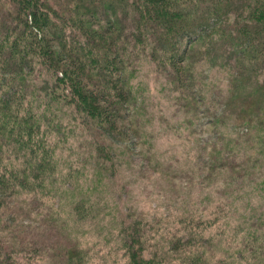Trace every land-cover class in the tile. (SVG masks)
<instances>
[{
    "label": "rangeland",
    "instance_id": "1",
    "mask_svg": "<svg viewBox=\"0 0 264 264\" xmlns=\"http://www.w3.org/2000/svg\"><path fill=\"white\" fill-rule=\"evenodd\" d=\"M52 1L16 0L12 9L0 4V96L11 111L0 128V264H130L131 242L138 257L157 264H195L182 249L196 251V264H264V61L256 27L249 47L230 36L240 30L235 19L242 9L226 0H198V18L195 13L189 26L181 21L177 37L165 22L155 28L152 21H141L146 28L135 37L139 26L127 31L125 21L107 33L121 25H112L115 13L136 15L134 0H69L73 19L59 11L68 0ZM222 4L219 14L234 23L230 32L231 25L218 28L213 8ZM34 7L53 22H34ZM86 9L93 15L83 16ZM7 11H17L13 18L22 14L18 35L26 39H12L11 25L4 27L12 22ZM56 22L65 27L61 37ZM44 35L53 38L48 45L58 60L45 59ZM225 54L231 62L222 63ZM89 55L94 62L86 61ZM75 63L86 74L80 86L70 78L78 77ZM57 70L69 91L50 81ZM103 82L128 98L118 101L123 108L114 123L100 114L92 118L98 108L82 103V91ZM16 118L26 141L19 150L34 144L53 153L52 177L36 189H13L19 180L9 170L25 163L11 143Z\"/></svg>",
    "mask_w": 264,
    "mask_h": 264
},
{
    "label": "trees",
    "instance_id": "2",
    "mask_svg": "<svg viewBox=\"0 0 264 264\" xmlns=\"http://www.w3.org/2000/svg\"><path fill=\"white\" fill-rule=\"evenodd\" d=\"M117 1H119V0H117ZM14 2H15V4H14ZM226 2H228L227 5H230V4H231V6L232 5L233 6L236 5V7L238 5L239 9L240 10L242 9V12H241L242 16H240V21L238 20L237 17L235 19V23H239V25H240V30L237 33H235L234 35H232V33H231L230 36L232 37L233 40H236L238 42L243 41L244 42L243 43L244 46L245 47H249L250 45H253V43H252V41L250 39L251 38L250 34H252V30L251 29L255 30V27H256L257 28L256 31L258 32V35L260 36V44L257 45L258 55H259V58L262 61H264V0H226ZM1 3L7 9L8 8L12 9L13 6L16 5V0H0V4ZM51 4H56V3L51 0ZM72 4L73 3L69 2V0L67 2L63 1L62 7L59 9V11H62L63 14H68L72 18V16H74L76 14L72 10ZM134 5H135V7H134L133 10H134V13H136V15L133 14V16H132V15H128L127 14V16L126 17L124 16L125 18H123V16L121 17L120 14L115 13L114 18L112 19V25L115 24V23L119 24V25L121 24V25L120 26H110L109 29L107 30L108 31L107 33L111 32V31H115V30H120L122 28L123 24H124L123 23L124 21H125V23H127V25H126L127 31L129 30L130 32L135 31L136 30V26H139L141 24V21L143 22L142 24L151 23L150 21H152L155 24V28H158L157 24H159L160 22L161 23L165 22V26L166 27L168 26V28L171 31H173V33H174L173 38H175V37L178 36L177 34L179 33L180 28L183 27V25L181 24V21L184 24V26H189V25H192L194 23L192 17L195 15V13H196V18H198V16H199V15L197 16L198 0H134ZM180 6H183V7L186 6L188 8V10L186 8L180 9L181 8ZM225 7H226V4L225 5L222 4L219 7H214L213 8L215 13H216V15H217V18H219V19H217V20H219V22H218L219 27L218 28H220L222 26H230L231 24H234L232 19H230V18L228 19L227 14L226 15H220L219 14L221 9H224ZM153 9L157 10V15L154 14L155 16H157V18H155V17L153 18L152 17V15L154 13V11H152ZM158 9H159V11H158ZM171 9L173 11H171ZM207 9H208L207 11L210 12V9L209 8H207ZM86 11H87L86 13H84L82 11H80V12H81V14L83 16H87L88 17V12L90 10L88 11V9H86ZM144 11H145V13L148 12V14H145V16L143 18L142 15H143ZM150 11H152V12H150ZM16 12L13 13L11 11H7V14L11 13L10 17L7 16V14H4V16H6L7 19L9 17L12 20V22H9V21H5L4 22V27H6L7 25H11V26H9L11 28H9V29L7 28V29L9 30V33H10L12 39H14L13 36H15V38H16L19 35H22V34L18 35V31H20V33H21L22 29H24V26H23V23H22L23 22L22 14L20 16V18H22V19H20L18 17L13 18L14 17L13 15H16ZM33 12L36 13V14L34 13V16H33V14L31 15L28 12V14H27L28 15L27 19L28 20H30V18L33 16L34 17V22H38L39 23V21H41L44 24L49 23V21L53 22L52 18L50 19L49 13H47V12L42 13V12H40V10L37 7L33 8ZM90 13H91V11H90ZM170 13H172V14L170 15ZM173 14L176 16V18L174 16H172ZM181 14H184V15H181ZM91 15H93V14L91 13ZM158 15H159V19H158ZM181 16H182V18H181ZM174 18H175V20L179 19L178 22H176V23L171 22L172 19H174ZM105 20H104L105 23L102 24L99 27L100 29L102 27V29L105 30V28L107 26V24H106L107 18L106 17H105ZM130 20L132 22L131 25L128 22ZM89 21H90V19H89ZM89 21L87 20L86 22H89ZM244 22L246 23V25L245 24H241V23H244ZM61 24L62 23L56 22L54 24L55 25V29H57L59 27V25H61ZM175 24H178V25H175ZM250 24H255L254 28H253V26L252 27H247V25L250 26ZM242 27H247V28L246 29H242ZM64 28L65 27H63L62 25L60 26V28H58V33L57 34H58L59 37L62 36V32H64L62 30ZM145 28L146 27H143L141 29L140 26H139V31L138 32L135 31L134 36L135 37H139V35L141 34V31L143 29H145ZM59 30L62 31V32H59ZM85 30L88 31L92 35V28H90V25H88L85 28ZM232 30H234V26L233 25H231L230 30L228 32H230ZM220 33L223 35L221 40L226 42V40H225L226 33H224V32L222 33L221 30H220ZM129 34L132 35L131 33H129ZM48 36H49V34H48ZM21 37L23 39H26L23 36H19L18 38H21ZM130 38L132 40H134L133 35L130 36ZM158 38L161 39L164 42L167 41V39L163 37L161 32H159ZM43 39H44V40H42L43 43L41 42L39 47L41 48V50L44 53H46V55H44L45 59H46V56L50 55L49 57H54V58H56V60H58L57 57H56L57 53L52 48H49V45H48L49 43H54V40H52L53 38L48 39L47 35H44ZM96 40H98L97 41L98 44L99 43H103L104 44V42L107 39L101 40V39L98 38ZM15 41L16 40H14V42ZM167 43L173 44V41L172 42H167ZM27 44L28 45L26 47H24L26 49V51L27 52L30 51V53L34 54V52H35L34 47L35 46H33V44H30V43H27ZM78 45H76V47H78ZM110 45H111V43H110ZM18 46H20V45H18ZM62 46H65V45H62ZM227 47H225L224 45H219V49H227V50H229V48H227ZM236 49H237V46L233 45L232 46V50H236ZM62 50H64L63 47H62ZM67 50H68V52H73L69 48ZM75 51H77V50L75 49ZM73 55H74V53H73ZM89 56L90 57H87L88 58L86 60L87 62L89 61L90 63H92V62L95 61L94 64H98V62L100 61L98 59V54L94 55L95 56V58H94L95 60L94 61L92 60V56L91 55H89ZM225 56L226 57L221 59L222 63L231 62V59H230L231 56H229L228 54H225ZM8 61H10V60H7V62ZM48 63H49L48 60H46V64L49 67ZM71 66L73 67V69H76V72L78 73V74H76V76H78L77 79L74 76L70 75V78L73 77L72 78L73 82L75 84H78V85L80 83L81 84L85 83L84 81H85V78H86V74L84 72L83 66H81L79 64H76V63L72 64ZM100 66L103 67L104 64H100ZM56 73L59 76L50 77V81L56 83L55 84L56 86H58L57 84L62 82L63 88H65L66 91L67 90L69 91V88L67 86L68 83L66 81L62 80V78L60 77V75L61 76L63 75L62 71L60 70V72H59V70H57ZM72 74L75 75L74 72ZM118 79L119 80L117 82H122L123 81V79L120 78V77H118ZM56 80H59L60 82H57ZM95 83L97 85H99L97 83V80H95ZM103 84H104L103 87H100V86L97 87L96 86L93 89L91 88L90 90H87L86 94L83 93V91L81 89V91H82V98H81L82 99V103H83L84 106H87V105L89 106L90 104H93L95 107L98 108V111L93 113V116L91 115L92 118L96 119V117L98 118L100 115H101V117H105L106 116V117L109 118L110 121H113V123H114L115 122L114 118L116 117V114H118V111L120 112L122 110V108H123V106L118 101L119 100L127 101L128 98L126 97L125 92L122 93L123 91L121 89L120 90L122 92L119 90L120 91V93H119L118 89L116 87H114L115 88L114 89L113 86H110V85H108V84H106L104 82H103ZM104 86L106 87V91H105V89H103ZM97 92L100 95H98ZM55 93H56V91H54V92L50 91V96L54 97ZM110 93L112 94V96H111ZM117 93H119V95H122V99L119 98V96H118V98L116 97ZM72 97H74V96L72 95ZM2 100L3 99L0 96V117H1L0 118V128H1V126H6V124L8 122L7 120H9V116H7V115L11 113L10 108H9L10 105H5L4 102H3L4 100L3 101ZM78 107L80 108L79 104H78ZM28 113H30L32 116L36 115V112L34 110H31V109L28 110ZM27 124H25V127H26L25 129L27 131H29V133L32 134L33 133V125L32 124L29 125V123H27ZM10 130H11V134H12L11 143L13 145H15L14 147L16 149H18V151L20 153L19 154V153L16 152V157H18V158L21 157L22 161L25 162L24 165L22 166V168L15 169L12 166L11 169L9 170V174L11 175V177L14 178V179L19 180L18 186L13 188V189L16 190L17 188H19V189H25V191H26V190L36 189V187H39V186L40 187L44 186L46 184V182L48 181V179L50 177H52L53 167H52V165H50V162H49V159H50L51 155L53 154L52 151L51 150H38L39 149L38 146H35L34 144H29L26 150H19L20 145H23L26 141L24 139V135L22 134L23 130H24V124L20 120H18V118L13 120V123L11 124ZM39 140H41V138H39ZM0 143H1V140H0ZM37 154H39L40 159H39V161L33 162L32 159L35 156H37ZM18 158H17V160H18ZM45 160H47L48 163H45ZM1 179H2V181H4V180L7 181V179L5 177H3V178L1 177ZM100 184H101V182L100 183L97 182V186H100ZM91 203H92V200L90 201V204ZM134 249H135V244L133 242L130 243V246L127 244V252H128L130 264H157V263H155L153 261V259H154L153 257L146 256L143 253H140V256L138 257L136 255ZM181 251H183L186 254V256H184V257H186V258H191V257L194 258L195 259V264H196V251L195 250L182 249ZM165 252H166V250L164 251V254H165ZM198 258H199L200 261H202V259H201L202 257H198ZM167 262L170 263L172 261L171 260H167ZM159 264H167V263H159ZM201 264H211V262L208 261L207 259H205V261L202 262Z\"/></svg>",
    "mask_w": 264,
    "mask_h": 264
}]
</instances>
